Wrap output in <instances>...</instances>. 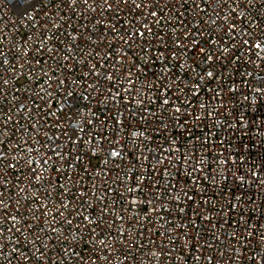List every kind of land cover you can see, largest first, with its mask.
<instances>
[{
    "label": "built area",
    "instance_id": "obj_1",
    "mask_svg": "<svg viewBox=\"0 0 264 264\" xmlns=\"http://www.w3.org/2000/svg\"><path fill=\"white\" fill-rule=\"evenodd\" d=\"M99 2L103 10L87 12L82 0L75 5L71 0H0V52L8 61L0 65V77L8 81L7 85L0 84V141L6 142L0 144V148L6 147L0 161V191L4 192L0 198L8 205L7 209L0 206V228H10L14 223L28 225L22 234L4 231L0 236V249H4L0 264H9V259L11 264H160L161 260L163 264H261L264 190L254 183L238 186L231 179L211 181L203 172H191L187 162L177 169L168 161L179 162L182 154L187 156L193 151L201 160L205 156H231L243 171L257 166L259 178L264 180V93L254 90L264 77V65L252 56L248 46L241 44L244 38L255 41L260 37L264 41V0L227 3L221 15L214 10L221 7L222 0H160V7L152 9L160 14L159 18L149 16L150 7L134 8L132 0L115 4L111 10L103 6V0ZM233 7L235 18L230 14ZM140 31L146 34L132 35ZM249 31L252 35L246 36ZM126 39L132 40L130 46L124 44ZM122 52L127 53L126 58H122ZM94 64L107 66L96 68L101 73L96 91L91 87L98 84V77L91 74ZM125 69L131 76L125 74ZM104 71L115 72V80H104ZM208 72L213 75L208 76ZM65 77V83L57 85L56 81ZM128 80L143 89L141 94L132 95L146 101L147 112L135 100L127 103L130 96L123 89H131ZM108 89H112V101ZM117 91L123 94L125 103L116 98ZM158 98L171 104L163 106ZM176 108L181 111L176 112ZM85 118L93 122L85 125ZM6 120L7 127L3 123ZM115 120H123V127L115 125ZM74 130V139L83 141L79 146L68 139ZM137 132H143V137L132 135ZM93 136L97 142L90 145ZM29 137L36 148L45 145L41 152L52 142L65 154L55 165L61 171L49 167L45 172L41 168V174L46 179L52 177V183L35 192L25 165L29 157H40L28 152L23 144ZM16 141L21 148L13 155ZM112 147L124 152L119 158L124 172L135 174L128 185L141 181L146 185L140 192L128 193L123 185L108 182L109 169L112 180L117 176V160L104 163ZM158 159L163 162L157 163ZM18 160L19 167H7L9 161L15 164ZM215 167L220 171L225 166ZM57 177L63 195L56 187ZM153 184H171L180 206L169 199L157 208H170V214L153 213L152 206L144 203L133 204V211H127L132 199L144 201L146 193L154 191ZM21 188H27V192L21 193ZM48 189L51 195L46 194ZM104 189L110 190L105 197L108 219L125 217L124 221L117 219L111 237L103 225L95 233L90 232L95 225L85 226L76 216L70 227L65 225L67 238L62 231L59 235L40 231L37 218L44 220L47 228L58 199L69 205L66 214L80 207L81 216L94 213L99 218L105 201L97 197L105 196ZM81 191L87 192V203L93 207L81 203ZM117 192L122 193L118 201ZM17 196L19 202L13 203ZM44 204L51 209H44L48 216L41 217L38 211L34 216L33 210ZM5 211L16 220L3 223ZM133 213L138 214L135 219ZM161 217H167V221ZM77 225H81L79 229ZM33 226L39 244L30 246L33 236L29 228ZM56 227L59 230L61 226ZM102 228L110 245L107 253L96 244ZM165 228L171 240L163 235ZM125 229L129 238L121 243L124 237L116 233ZM137 231L142 234L134 239ZM72 235H76V241H72ZM43 245L47 248L41 256L36 248ZM73 248L83 258L81 261L77 262L71 251H64ZM14 249H18L15 255Z\"/></svg>",
    "mask_w": 264,
    "mask_h": 264
},
{
    "label": "snow or ice",
    "instance_id": "obj_2",
    "mask_svg": "<svg viewBox=\"0 0 264 264\" xmlns=\"http://www.w3.org/2000/svg\"><path fill=\"white\" fill-rule=\"evenodd\" d=\"M72 4L75 5L77 3V0H71ZM205 3H211V0H204ZM230 2H234V3H239V0H222L221 3V7L219 9L214 10L216 12L217 15H221L223 12V7L226 6L227 3ZM246 2L248 4H251L254 2V0H246ZM118 3H123V4H127L128 0H103V6L106 7L108 10H111L113 5L118 4ZM82 4L83 6H85V9L87 12H95L98 9L103 10L102 6L99 2V0H91V4H90V0H82ZM132 5L134 8L136 9H142L145 7H150V11H149V16L150 17H157L159 18V13H157L155 9L157 7H160V0H148V3H144V2H140L137 3L136 0H132ZM200 6L197 5V8H199ZM118 10V9H117ZM235 13H236V8L233 7L232 9H230V14L233 16V18H235ZM177 15H179V13H177ZM225 20L228 19L227 16L224 17ZM241 20L244 19V17H240ZM213 23H215V21H213ZM115 27V26H113ZM145 31H140L137 32L135 34L132 35H138L143 37L145 35ZM232 34L235 37V25H232ZM114 35V34H113ZM252 32L249 31L246 33V36H251ZM115 38V37H114ZM123 38V36H121V39ZM132 40L131 39H126L124 40V44L125 45H131ZM241 44L248 46V51L252 53V56L255 57L257 60L260 61L261 65H264V41H261L260 37H256L255 41H250L247 38H244L241 40ZM122 58H126L127 53L126 52H122L121 53ZM5 54L3 52H0V65H3L4 63H8V61H6L5 59H2V57H4ZM106 57H102V59H105ZM67 59V57H66ZM255 62V61H253ZM102 67V68H106V65H97L94 64L92 66V72L91 74L96 75L98 77V84L97 85H93L91 86L93 91H96L97 86L101 83V81L99 80V77L101 75V73L96 71L97 67ZM29 67H31V65L29 64ZM5 71H7V69H5ZM125 74L127 76H131V72L127 69L124 70ZM103 79L109 82H113L115 80V72H110V71H104L103 72ZM208 76H212L213 74L211 72L207 73ZM67 80V77L64 78V80H59L56 81L57 85H62L65 83V81ZM8 81L3 79L2 77H0V84L3 85H7ZM128 83L131 84V89L128 88H124L123 91L127 92L130 96L129 101L127 102L128 104H131L133 102V100H135V103L139 106H141L142 108H144V111H148V109L145 107L146 105V101L145 100H139L136 99L132 93H136L137 95L141 94L143 92V89H137L136 85H135V81L133 80H128ZM161 87H163V84L161 83L160 85ZM113 87H115V85H113ZM121 87H123V85H121ZM195 87L199 88L200 85L197 84L195 85ZM257 93H264V77H261L260 80L258 81V87H256L254 89ZM109 91V100L112 101L113 97L111 96V92L112 89H108ZM68 96H73L72 92H68L67 93ZM36 95L38 96L39 93H36ZM49 95H51V93H49ZM116 98H119L121 103H125L124 99H123V94L120 91H117L116 93ZM159 99V98H158ZM244 99L247 101L248 100V96H245ZM159 102L163 105V106H167L171 104L170 100L167 99H159ZM201 107H207L206 105H201ZM126 111H129V109L126 108ZM176 112L181 111V109L176 108L175 109ZM135 114V113H134ZM75 115H79V113H76ZM94 115V113H93ZM142 118H146V117H142ZM197 119H199V117H197ZM8 120H12V117L9 116ZM93 121L85 118L82 123L87 125L92 123ZM4 126L7 127V120L3 122ZM13 123H15V121H13ZM115 125L121 126L123 127L124 125V121L123 120H115ZM80 131H84V128L81 127ZM21 134L23 135V132H21ZM76 135L75 130L73 132V136H69L68 139L70 142L76 144L77 146H79L81 143H83L82 140H75L74 136ZM103 133L101 134L100 139H103ZM132 135L137 136V137H143L144 133L143 132H137V133H133ZM97 142V138L95 136H93L92 140H90L88 143L90 145H95ZM6 142L4 141H0V144H5ZM203 143V141H202ZM24 145H27V151L30 153H36L39 155V160H33L31 159V157H29V161L28 163L25 165L27 168V172H28V181H29V185H33V191L35 192L38 189H46L47 185H50L52 183V177H48L47 179L41 174V168L44 169L45 172L49 171V167H51L52 169H55V165L57 163H59V161L61 159L64 158L65 154H62L59 150V147L57 144L49 142L47 145V149L44 152H41V148H44L45 145L41 144L40 148H36L33 145L32 142V138L29 137L28 139L23 141ZM21 148V143L19 141H16L15 144V148L13 149V155H15V152L17 150H19ZM101 151H104L102 144L100 145ZM180 150V149H177ZM93 153H95V148H92ZM6 152V147L5 148H0V161L3 160L4 156L3 153ZM124 152L123 150H118L114 147L109 148L107 150V158L104 160V163L107 164L109 160L111 159H116L117 160V164L115 166V171L117 172V176L115 178V180L111 179V174H112V170L109 169L107 171V179L108 182L110 183H116L118 185H123L125 188V191H127L128 193H133V192H140L142 188H144L146 185L144 184L143 181H141L139 184H132L131 186L128 185V181L132 180L134 178L133 174L132 176H128L127 173L124 172L123 168L120 166L119 164V158H121L123 156ZM171 154V152L169 151V155ZM223 155V154H221ZM77 160H80V156L77 155L76 156ZM137 163H139V157H137ZM163 161H160L159 159L157 160V163H162ZM185 162L189 163L191 165L190 167V171L191 172H203L206 174L207 179L211 180V181H228L229 179L233 180L234 182H236L238 184V186H244L245 184H249V183H254L257 187H259L260 189L264 190V180H261L259 177L261 176V172L256 170L257 166H252L248 171H243L241 170L237 164L238 161L234 160L231 156H227L224 159H216V158H212L209 156H205L204 159H200L199 156L196 154L195 151L189 153L187 156H184L182 154L179 162L172 160V161H168L169 164L171 165H175L177 169L180 168H184L185 166ZM21 161H17V163H11V161H9V163L7 164V167L9 169H15L17 167H19ZM223 165L225 167H223L220 171H217L215 165ZM196 165H200V167H196ZM75 165H69V167H74ZM57 171H61L59 169H55ZM164 172H166V169L161 173V175L164 174ZM3 174L0 173V179H2ZM68 179H71V177H67ZM144 181L147 180V177L143 178ZM34 182H36L34 184ZM6 183V181H5ZM56 187H58L61 190V194L63 195V186L59 184V177H57V183H56ZM153 189L154 191L150 190L146 193L145 195V199L144 201H137L135 199H132L129 203V208L127 209V211L132 212L133 209L131 207V205L136 204L139 205L140 203H144L146 205H151L152 206V212L153 213H157L159 214V212H168L170 214L171 209L170 208H165V207H161V208H157V205H166L169 202V199H171V202L173 204H175L176 206H180L179 205V196L176 190L173 189V186L171 184H166L165 186H161L159 184H153ZM19 191L21 193L23 192H27V188H21L19 189ZM110 191L109 189H104V193L105 196H101V197H97L98 200H104L105 201V207L102 208L100 210V216L99 218L95 217V214H91V215H80L81 209L80 207H77L76 209H73L71 211H67L66 214V210L69 209V205L65 204L63 202V200H57V204L58 207L56 208V210L53 212V215L51 217V221L47 228L44 227V220L37 218V224L40 227V231L44 232L45 235H47L48 231H52L54 233H57L59 235V232H64L65 234V238L68 237V227H65V225L67 226H71L74 223L73 220V216H76L77 218H79L81 220V222L87 226L88 224H93L95 225V227L89 228L90 232L95 233L96 228H101V226L103 225L104 227H106L108 229V236L111 237L112 236V232L111 229L113 227L116 226V221L117 219L120 221H124L125 217L123 215L120 216H113L110 220L108 219V215H106L108 209H107V203H106V195L107 192ZM69 192H71V189H69ZM47 195H51V189H48L46 192ZM186 198L190 197L188 196V193L185 192L184 193ZM4 196V192L0 191V197ZM79 196L81 198V203L83 205H85V207L91 208L93 207L91 204L87 203L86 200V196H87V192L86 191H81L79 193ZM122 197V193L117 192V201ZM148 197H151V199H148ZM20 197L17 196V200L14 201L13 203H17L19 202ZM35 199V197H34ZM117 201H114L113 203L115 204ZM253 203H255V201H253ZM38 204H42V201H38ZM0 206H2L3 208L7 209L8 205L5 204V201L3 198H0ZM45 208H49L48 204H44L42 207H38L37 209L33 210V215H36V212L38 211L40 213L41 217H47L48 216V212L44 211ZM49 210H51L49 208ZM120 211H124L123 208L120 209ZM181 211H183V208H181ZM138 214L133 213V218L135 219L136 216ZM62 219H59L61 218ZM11 219L13 221L16 220V217L11 216V213L8 211H5L3 213V217H2V222L3 223H7V221ZM161 219H164L165 222L167 221V217H161ZM108 220V223L105 224V221ZM136 223L139 224L140 221L138 219H136ZM60 225V229L58 230L56 225ZM153 227L155 226V222L152 221ZM81 225H77V228L79 229ZM129 226L131 227L132 224L131 222H129ZM184 225H180V227L182 228ZM28 227V225L20 223V224H16L14 223L12 225V227L7 228V229H2L0 228V236H2L4 231H7L10 234L15 235L16 233H23L24 228ZM161 227H164V225H161ZM29 234L33 236V240L30 242V246L33 245H38L39 244V237L36 235V227H30L29 228ZM142 233H140L139 231L136 232V235L134 237V239H138L139 236ZM116 235H122L124 237V240L121 241V243H127L128 238H129V232L127 229H125L123 232H120L119 230H117ZM163 235L165 236L166 239L171 240V235L168 231L167 228H165V231L163 233ZM7 239V238H6ZM72 241H76L77 237L76 235H72L71 237ZM262 240H264V236L261 237ZM154 242V241H153ZM174 243V241H173ZM96 244H98L100 246V249L104 250L106 253L108 251V247L109 245V241L106 240L104 238L103 235V228L101 229V233L99 234V239L96 241ZM6 244H5V248H6ZM114 247V245H111ZM137 247H139V245H137ZM159 247V246H158ZM47 246L43 245L40 247L36 248V251L40 253L41 256L45 255V250H46ZM4 249H0V252H2ZM18 249H14L13 255H15V251ZM66 253L68 251H71L73 256H75L76 261L79 262L81 261L83 258L80 256L79 253L76 252V250L73 249H65L64 250ZM235 250L233 249V252ZM165 253L164 251L161 249L160 251V255L163 256ZM156 254L153 253V256H155ZM29 257L26 256V259H28ZM106 258H109L106 256ZM127 259V257H125ZM9 264H11V260L9 259ZM160 264H163V260H161ZM261 264H264V261L261 262Z\"/></svg>",
    "mask_w": 264,
    "mask_h": 264
}]
</instances>
